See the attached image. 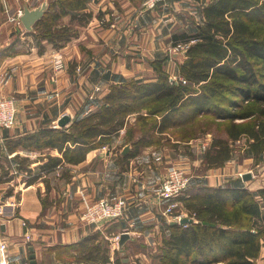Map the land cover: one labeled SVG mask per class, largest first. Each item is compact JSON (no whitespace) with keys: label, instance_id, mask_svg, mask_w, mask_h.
<instances>
[{"label":"trees","instance_id":"obj_1","mask_svg":"<svg viewBox=\"0 0 264 264\" xmlns=\"http://www.w3.org/2000/svg\"><path fill=\"white\" fill-rule=\"evenodd\" d=\"M89 1L48 0L46 12L34 25L39 53L44 50V42L61 49L79 35L92 18L87 11ZM201 14L202 23L194 32L174 38V43H189L179 65L184 82L175 83L158 67L153 81L137 79L111 85L95 112L75 117L66 126L40 129L9 141L8 154L18 148L55 149L58 153L42 155L36 174L29 158L15 155L12 161L28 174L26 185L65 164L81 163L89 151L119 136L121 130L126 131L134 156L169 130L182 131V139L188 141L197 130L194 126L221 122L227 136L215 137L204 152L208 168L229 160L231 143L242 136L250 141L255 156L262 154L264 0H211ZM13 48L14 44L0 50V61L17 53ZM155 134L158 137L154 139ZM0 169L7 175L10 167L0 164ZM198 189L181 198L195 221L168 224L169 235L162 241L160 263L255 264L264 242V188L255 193L242 186ZM62 249L72 252L71 264L110 263L107 240L100 232L51 250ZM114 263L123 264L120 260Z\"/></svg>","mask_w":264,"mask_h":264},{"label":"crops","instance_id":"obj_2","mask_svg":"<svg viewBox=\"0 0 264 264\" xmlns=\"http://www.w3.org/2000/svg\"><path fill=\"white\" fill-rule=\"evenodd\" d=\"M24 2L31 8L40 0H0V24L12 23ZM198 4L196 0H173L143 10L142 0H90V22L65 47L55 49L44 42V50L39 53L35 35L31 38L27 34L22 37L27 42L14 43L17 53L0 61V77L5 72L10 74L6 81H0V95L13 97L17 107L14 126L0 131V160H5L6 168H11L15 155L29 158L33 171L42 155L58 156L55 149L18 148L8 154L6 144L27 133L58 128L64 115L74 119L97 110L111 85L137 79L153 81L158 67L171 77H179L185 52L173 51V47L187 42L174 43V38L196 30L199 23L188 18ZM56 53L65 62L59 72L53 70ZM123 134L124 130L104 146L89 151L81 163L56 169L31 185H17L8 196L0 183V210L13 200L18 203L14 215H0L1 230L8 242L6 264H30L29 247L37 264H60L52 248L79 242L97 232L107 240L109 250L116 249L119 239L114 241V236L123 232L129 239L121 249H147L155 233L166 231L167 220L158 218L160 200L153 192L166 170L176 163L172 162L173 151L167 145H151L133 156V146L127 145L130 149L123 154ZM205 177L195 178L193 184H239L229 170ZM81 193L89 200L110 196L125 201L124 218L98 228L81 223ZM23 223L31 234L28 242Z\"/></svg>","mask_w":264,"mask_h":264},{"label":"rangeland","instance_id":"obj_3","mask_svg":"<svg viewBox=\"0 0 264 264\" xmlns=\"http://www.w3.org/2000/svg\"><path fill=\"white\" fill-rule=\"evenodd\" d=\"M18 1L20 2L23 0H18ZM41 1L42 0H40V2ZM196 1H198V3H199L197 5V9H194V7H193V11H192L193 13H192V15L189 14L188 19H190V21H194V23L197 22V23L201 24L202 23L201 22L202 21L201 10L206 5L205 3H208L211 0H196ZM159 4H165V3H159ZM159 4H157V6ZM18 7H20V6H18ZM17 13L14 16V18L12 19V23L0 24V50L4 49L6 47H9L16 42H18L20 44L27 42V38H24V39L22 38L26 34L28 37H31V38L34 37V35H35V34H33V32L28 33L22 27L21 23H18L17 17H16ZM1 23H2V21H1ZM13 26L16 27L17 30ZM188 46H189V43H188ZM184 52H186V50ZM181 53H183V51ZM57 55L60 57L63 65H64V67L60 70L54 69V61L56 60V58H59ZM180 56H182V55L180 54ZM64 68H65V62L63 61L62 56L59 53H56L54 56V60H53V70L56 72H59V71L63 70ZM9 77H10L9 73H7V72L2 73V76L0 77L1 78L0 81L4 82ZM169 77L175 83H177L178 81L184 82L181 75L177 78H174L171 76H169ZM2 96L3 95H0V97H2ZM102 104H103V102H102ZM95 111H93V112H95ZM90 113H92V111H89V114ZM133 118L134 117H131V121H133ZM69 119H70V117H69ZM72 119H70V120H72ZM69 122L66 125H68ZM222 124L223 123H221V122H215L214 121V123H211L208 127L203 126L201 124L196 125L194 127L197 130H194L193 134L190 135V137H192V138H190L188 141H184V139H182V131L169 130L165 134H162V136L158 142L153 144V146H156V147H161L162 145H167L173 151L172 155L174 157H172V159H173L172 162H176V163H173L170 165V168H168L166 170L163 179L167 176V174L171 168L172 169H179V170L181 169L186 174L187 178L189 179L188 185L185 188V190L182 192H179L177 196H173V197H169V198L164 199V198H162V196L159 195V192L157 191L158 187L161 185V183L163 181V179H162L159 186L154 190L153 193L160 200L159 206L161 209V213L159 214L158 218L160 219V217H163L167 220L166 221V225H167L166 231L161 233V234L155 233V235L153 236V241L151 242L150 245H148L147 249L146 248L142 249L138 246H135L132 249H130V247H128L126 249H121V248H119V246H117L118 249L116 247V249H114V251H112L111 247H110V250H111V252L109 250L110 263H108V264H115L114 261H116V260H120L123 264H161L160 263V256L162 254V250H161L162 241L165 238H167V236L169 235L168 224L172 225L171 222H174V221L177 222V221H179V218H192L189 216V213L185 209V205H184L181 198L186 196L187 193L197 191V190H199L198 188L206 186V185H203L201 183L200 184H193V181L195 178L200 177V180L201 179L204 180V179H206L205 176H207V175H210V174L212 175L213 173H216V172L220 173V171L221 172H227L229 170V174H231V176H233L232 178H235L236 181L239 183V184H235V186L240 185L242 187L247 188L249 191H251L253 193H255L258 189L264 188V151L262 154L260 153L258 156L257 155L255 156L249 147L248 143H250V141L247 142L248 140L245 136H242L239 140L231 143L232 153H231V158L229 160L225 161L221 166L208 168L206 161L204 159V152L210 146L212 140L215 137L226 138L227 135L224 131V126ZM58 128H60V127H58ZM202 128H205V129L203 130ZM125 133H126V131H124V134H123V138H124L123 144H125L126 146L127 145L133 146L131 144V142H128V140H126ZM157 137H158V135L155 134L154 139ZM167 139H169V140H167ZM121 150L123 151V149H121ZM2 159L3 158H1V160H0V164L4 168H6V166H8V164H5L6 163L5 160H2ZM30 166H31V164H30ZM64 166H66V164L61 166V167H64ZM61 167H58L56 169H59ZM35 168H37V167H35ZM15 171H17V172H15ZM33 172H35V174H36V172H38V171L36 169V171H33ZM209 172H210V174H208ZM246 175H249V177L247 179H244V176H246ZM27 178H28V174L25 171L19 170V165L16 162L11 163V168H10L9 172L7 173V175H5L4 170L1 169V173H0V180L1 181H0V183L2 184L3 187H6L5 196H8L10 193H12V189H15L17 185L21 184L24 186H28V185H26V179ZM211 178H214V177H211ZM12 182H14L13 186L11 184ZM246 184H250L249 185L250 188H248L246 186ZM207 187H217V186H207ZM80 195H81L80 204H82L83 208H84V204L93 203V202L98 201L104 197L110 199L111 201L119 200L123 203V206L125 207L123 215L116 220H112L110 222H106V223L101 224L102 226L107 225L109 223L112 224L113 222L124 218L123 216L125 215V212L127 210V206H126L125 201L120 200V199H116V198H113L110 196H104V197H101L99 199L89 200L88 198L85 197V195H86L85 193H81ZM1 205H2V202H1ZM17 205H18V203H17ZM171 206H172V208L169 210V207H171ZM83 208L79 211V215H78L80 222L84 223L86 225L95 226L97 228L100 227L101 225H97L94 223H86L81 219V213L83 211ZM184 225H187V224H184ZM116 237H118V239H119L120 236H118V235L114 236V241L118 240V239L115 240ZM26 242H28V241L26 240ZM139 252L142 253L144 256L141 257V255L138 254ZM57 253H58V255H60V259H59V261L61 262L60 264H71V262L69 263V261L72 260V258L70 257L72 252L70 250H64V249L56 250L55 255ZM139 255H140V257H138ZM254 262H255V264H264V242L263 241H262V246H261L259 256L255 259ZM75 264H80V263H75Z\"/></svg>","mask_w":264,"mask_h":264},{"label":"built area","instance_id":"obj_4","mask_svg":"<svg viewBox=\"0 0 264 264\" xmlns=\"http://www.w3.org/2000/svg\"><path fill=\"white\" fill-rule=\"evenodd\" d=\"M173 0H143L142 7L144 10H152L159 3H167ZM22 13V9L17 13V21ZM188 47V43H177L173 47V51L184 52ZM58 56V55H57ZM59 57V56H58ZM64 67L60 57L56 58L54 61V69L60 70ZM16 101L13 97L2 96L0 97V131L2 129H10L13 127L16 121ZM17 172V171H15ZM188 178L186 174L180 169H170L167 176L163 179L161 185L158 187L157 191L162 198H169L177 196L179 192L185 190L188 185ZM17 206V201L13 200L6 204L2 210H0V215L12 216L15 213V208ZM7 208L9 210H7ZM172 208L169 207V210ZM125 207L123 203L119 200L111 201L108 198H102L90 204H84L83 211L81 213V219L86 223H94L101 225L112 220H116L123 215ZM11 213V214H10ZM180 220V218H179ZM25 233L24 237L27 241L31 239L30 231L28 230L25 223ZM102 226V225H101ZM118 237L115 238L117 240ZM8 242L4 238L1 231L0 222V264H6V259L8 255Z\"/></svg>","mask_w":264,"mask_h":264},{"label":"water","instance_id":"obj_5","mask_svg":"<svg viewBox=\"0 0 264 264\" xmlns=\"http://www.w3.org/2000/svg\"><path fill=\"white\" fill-rule=\"evenodd\" d=\"M48 8V0H42L36 7H29L27 4H23L22 7V13L19 17V21L22 25V27L27 31V32H33L34 31V25L35 23L42 18L44 13L46 12ZM70 121L69 117L67 115L62 116V118L59 120L58 125L59 127L65 126L68 122ZM130 149L129 146H126L124 150L122 151L123 154L128 152ZM249 175L244 176V179H247ZM194 220L192 218H180L179 221H174L171 222L173 224H179V225H184V224H190ZM3 230V226L1 227ZM129 239V235L127 232H123L118 240V246L119 248H122L124 243ZM30 251V264H37V261L35 259V254L34 250L32 247H29Z\"/></svg>","mask_w":264,"mask_h":264}]
</instances>
